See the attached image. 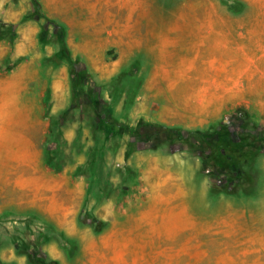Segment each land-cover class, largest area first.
<instances>
[{"label": "rangeland", "instance_id": "rangeland-1", "mask_svg": "<svg viewBox=\"0 0 264 264\" xmlns=\"http://www.w3.org/2000/svg\"><path fill=\"white\" fill-rule=\"evenodd\" d=\"M49 260L264 264V0H0V264Z\"/></svg>", "mask_w": 264, "mask_h": 264}, {"label": "crops", "instance_id": "crops-1", "mask_svg": "<svg viewBox=\"0 0 264 264\" xmlns=\"http://www.w3.org/2000/svg\"><path fill=\"white\" fill-rule=\"evenodd\" d=\"M43 147V145H42ZM43 150V149H42ZM33 173L35 175H38L40 177V180L37 181L36 183H32V187L29 189L28 185H24V188L22 189L21 187H15L13 189H16L14 191H21V193L27 194V197H32V192L34 193H40V191L44 190V187H46L47 185H49V183L51 182L52 178L49 177L50 175V169L47 166V158L43 153V160H42V166L41 168L38 170H34ZM42 175H47L48 179L46 180V182H43V180H41V176ZM65 184H67V182H65ZM53 186V185H52ZM54 187V186H53ZM49 189V188H48ZM9 190L12 191V187H9ZM52 192V191H51ZM55 192H57L56 188H55ZM51 214V213H50Z\"/></svg>", "mask_w": 264, "mask_h": 264}, {"label": "trees", "instance_id": "trees-1", "mask_svg": "<svg viewBox=\"0 0 264 264\" xmlns=\"http://www.w3.org/2000/svg\"><path fill=\"white\" fill-rule=\"evenodd\" d=\"M62 46L64 47V48H66V43L63 41V43H62ZM107 129H108V127H107ZM116 131V130H115ZM48 163V162H47ZM47 264H59V261H57V260H49L48 262H47Z\"/></svg>", "mask_w": 264, "mask_h": 264}]
</instances>
